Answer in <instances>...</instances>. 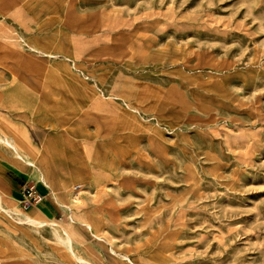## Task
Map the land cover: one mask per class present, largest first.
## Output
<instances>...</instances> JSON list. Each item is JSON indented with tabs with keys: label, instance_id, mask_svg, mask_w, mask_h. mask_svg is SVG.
<instances>
[{
	"label": "rangeland",
	"instance_id": "374dc122",
	"mask_svg": "<svg viewBox=\"0 0 264 264\" xmlns=\"http://www.w3.org/2000/svg\"><path fill=\"white\" fill-rule=\"evenodd\" d=\"M93 1L115 8L109 16L134 17L139 32L150 34L157 83L167 71L189 78L185 122L157 128L170 143L167 162L142 147L128 162L138 166L124 170L133 188L128 178L108 189L94 183L119 213L116 226L108 218L97 231L74 216L81 205L62 225L22 220L44 216L52 198L36 180L43 201L22 209L17 187L30 178L11 163L9 148H16L0 144V188H11L0 194L1 234L25 232L37 248L29 250L32 264H264V0ZM0 91L7 93L4 73ZM156 154L167 160L163 149ZM64 190L54 187L58 199Z\"/></svg>",
	"mask_w": 264,
	"mask_h": 264
},
{
	"label": "crops",
	"instance_id": "0c3cea01",
	"mask_svg": "<svg viewBox=\"0 0 264 264\" xmlns=\"http://www.w3.org/2000/svg\"><path fill=\"white\" fill-rule=\"evenodd\" d=\"M110 10L115 8L93 0H0V74L7 75V93L0 91V144L9 148V140L16 148L9 149L20 177L46 185L52 199L45 223L62 225L65 213L81 205L74 216L92 221L94 231L108 218L116 226L117 208L107 192L96 193L94 183L108 189L128 178L133 188L136 180L124 170L138 166L128 162L140 147L167 162L170 143L157 128L185 122L189 78L167 71L157 83L153 38L139 32L134 17L121 10L109 16ZM15 152L34 163L32 171ZM55 186L65 189L60 199ZM5 187L0 194L11 191L8 182ZM29 250L37 252L25 232H0V264H32Z\"/></svg>",
	"mask_w": 264,
	"mask_h": 264
},
{
	"label": "built area",
	"instance_id": "2783aa9c",
	"mask_svg": "<svg viewBox=\"0 0 264 264\" xmlns=\"http://www.w3.org/2000/svg\"><path fill=\"white\" fill-rule=\"evenodd\" d=\"M43 201V195L32 181H25L21 187L19 204L24 211L36 207Z\"/></svg>",
	"mask_w": 264,
	"mask_h": 264
},
{
	"label": "bare ground",
	"instance_id": "6f19581e",
	"mask_svg": "<svg viewBox=\"0 0 264 264\" xmlns=\"http://www.w3.org/2000/svg\"><path fill=\"white\" fill-rule=\"evenodd\" d=\"M7 144H9L10 146H14L11 142L7 141ZM26 164L30 165L32 167L33 163L31 161H25ZM34 166V165H33ZM32 171V170H31ZM64 188V187H63ZM41 193V192H40ZM42 194V193H41ZM44 198V196H43ZM13 212V211H12ZM37 212V211H36ZM21 216H23V214H21ZM22 220H25V221H29L30 223L32 224H36V223H45V219L43 218V215L41 213H39L37 215L36 218L34 219H29L27 216L22 219ZM67 243H69V240H66Z\"/></svg>",
	"mask_w": 264,
	"mask_h": 264
}]
</instances>
